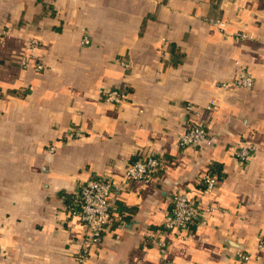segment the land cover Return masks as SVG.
I'll list each match as a JSON object with an SVG mask.
<instances>
[{
  "label": "crops",
  "instance_id": "1",
  "mask_svg": "<svg viewBox=\"0 0 264 264\" xmlns=\"http://www.w3.org/2000/svg\"><path fill=\"white\" fill-rule=\"evenodd\" d=\"M243 71L253 88L234 87ZM113 89L128 99L105 101ZM192 121L210 139L181 147ZM150 152L167 157L161 176L128 177ZM211 165L219 185L206 192ZM107 175L124 220L81 260L88 231L68 208ZM177 193L205 218L185 238L164 229ZM261 238L264 0H0V264H264Z\"/></svg>",
  "mask_w": 264,
  "mask_h": 264
},
{
  "label": "built area",
  "instance_id": "2",
  "mask_svg": "<svg viewBox=\"0 0 264 264\" xmlns=\"http://www.w3.org/2000/svg\"><path fill=\"white\" fill-rule=\"evenodd\" d=\"M222 6H226L230 0H219ZM247 34H238V37H246ZM32 45L38 44L36 39H32ZM84 44H90L89 37H85ZM20 64L28 67L30 64L27 60L20 58ZM35 69L40 71L45 67L38 62L34 65ZM255 80L248 71H243L234 81V87L237 89L253 88ZM229 87L228 84H223ZM103 99L116 105H120L128 99L127 93L118 89H113L103 94ZM214 104L207 107L208 110L213 108ZM186 109L189 112L194 111L193 104L188 103ZM199 113L196 111V114ZM80 133L77 132L76 136ZM210 139V134L204 121H192L186 132L180 137L181 147H196ZM55 146H51L50 150L54 151ZM255 146L243 143L237 151V156L241 161L248 160L254 153ZM168 160L164 154L150 152L139 155L136 159H132L127 163L126 174L128 177L143 182H150L155 178H159L163 171L167 168ZM206 184L205 191L210 192L219 185V178L216 174L206 171L203 176ZM123 187L116 184L112 176H100L91 178L81 184L79 190L75 193V200L69 206V214L77 217L86 226L87 233L85 242L79 258L86 259L91 249L101 244L105 229L115 221L122 220V216L117 215L118 210V193ZM171 208L168 217L164 222V229L169 232H175L181 238L190 232L194 226L200 225L204 220L203 210L200 208L199 202L184 193L173 194L170 198ZM214 210L211 208V211ZM124 223V222H123ZM162 250L166 247V243L161 241ZM260 246L264 247V238L260 239ZM238 258L242 261L251 260V254L242 250L238 251Z\"/></svg>",
  "mask_w": 264,
  "mask_h": 264
},
{
  "label": "trees",
  "instance_id": "3",
  "mask_svg": "<svg viewBox=\"0 0 264 264\" xmlns=\"http://www.w3.org/2000/svg\"><path fill=\"white\" fill-rule=\"evenodd\" d=\"M173 49V51L175 50L174 49V47H172ZM181 62V60H177V62L176 63H180ZM209 171L211 172V173H213V174H216V172H218L217 171V169L213 166V165H211L210 166V169H209ZM216 171V172H215ZM219 177H220V174H219ZM205 187H206V184H205ZM204 187V188H205ZM75 200V195L73 196V200L72 201H74ZM123 212H124V210L123 209H121V211L120 210H117V215H120V216H122V218H123ZM123 220H124V218H123Z\"/></svg>",
  "mask_w": 264,
  "mask_h": 264
}]
</instances>
